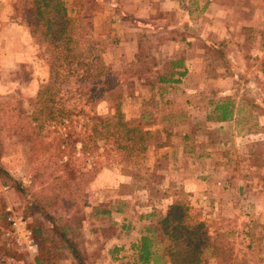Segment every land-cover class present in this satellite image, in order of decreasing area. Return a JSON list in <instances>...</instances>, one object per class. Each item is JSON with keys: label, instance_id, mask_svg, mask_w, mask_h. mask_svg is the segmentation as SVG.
<instances>
[{"label": "rangeland", "instance_id": "obj_1", "mask_svg": "<svg viewBox=\"0 0 264 264\" xmlns=\"http://www.w3.org/2000/svg\"><path fill=\"white\" fill-rule=\"evenodd\" d=\"M32 2L0 0V168L16 183L0 178V264H74L60 228L87 264H133L130 246L147 222L139 214L163 213L177 194L220 248L202 264H264V0H81L106 94L95 112L118 104L152 137L119 166L102 160L71 197L51 189L52 169L17 134L22 111L52 75L45 40L21 22ZM179 59L183 66L172 68ZM225 99L238 111L233 119L208 120ZM106 206L109 216L93 215ZM8 208L31 231L32 256L4 238Z\"/></svg>", "mask_w": 264, "mask_h": 264}, {"label": "trees", "instance_id": "obj_2", "mask_svg": "<svg viewBox=\"0 0 264 264\" xmlns=\"http://www.w3.org/2000/svg\"><path fill=\"white\" fill-rule=\"evenodd\" d=\"M82 8L81 0L71 3L33 0L32 5L21 12V22L28 33L44 39L50 50L52 75L39 85L28 103L30 110L22 111L17 134L22 132V139L30 142L36 154L52 169L51 189L66 192L70 197L71 192L93 181L102 160L108 166H119L122 161L136 158L152 137L149 130L125 120L118 104L105 116L95 112L105 88L100 81L96 44L88 24L82 22L80 16ZM170 65L172 68L183 66L180 59L171 61ZM184 74L185 70L177 73ZM157 79L158 82L168 81L160 76ZM13 109L11 107L10 112ZM234 112H238L234 103L225 99L214 102L206 117L211 122L224 123L233 119ZM4 122L12 127V115ZM10 127L6 126L7 131ZM76 146L79 147L78 155L74 154ZM82 160L88 165L86 171L80 170ZM0 178L3 183L16 184L1 168ZM180 195L177 194L176 200L163 213L151 209L139 214L138 220L147 222L137 241L130 246L133 264H202L217 255L220 248L207 236L204 224ZM114 212L121 213L119 204ZM98 214L109 216L111 210L109 207L93 209V215ZM127 228L128 225H121L122 230ZM66 230L54 229L59 231L74 264H87L78 244L67 237ZM33 233L39 235L37 229Z\"/></svg>", "mask_w": 264, "mask_h": 264}, {"label": "built area", "instance_id": "obj_3", "mask_svg": "<svg viewBox=\"0 0 264 264\" xmlns=\"http://www.w3.org/2000/svg\"><path fill=\"white\" fill-rule=\"evenodd\" d=\"M6 221L8 229L4 232V238L11 243L18 251L32 256L36 253L37 247L31 231L27 228L23 217L14 215L7 209Z\"/></svg>", "mask_w": 264, "mask_h": 264}]
</instances>
